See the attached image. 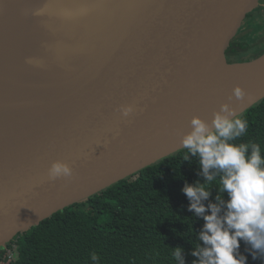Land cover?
Instances as JSON below:
<instances>
[{
  "label": "water",
  "instance_id": "95a60500",
  "mask_svg": "<svg viewBox=\"0 0 264 264\" xmlns=\"http://www.w3.org/2000/svg\"><path fill=\"white\" fill-rule=\"evenodd\" d=\"M61 1L24 66L58 77L50 96L74 106L0 123V251L182 149L193 116L211 124L224 103L242 114L264 98V50L246 55L264 0H123L108 16L104 0ZM237 85L253 94L237 99ZM57 160L71 179H49Z\"/></svg>",
  "mask_w": 264,
  "mask_h": 264
},
{
  "label": "trees",
  "instance_id": "16d2710c",
  "mask_svg": "<svg viewBox=\"0 0 264 264\" xmlns=\"http://www.w3.org/2000/svg\"><path fill=\"white\" fill-rule=\"evenodd\" d=\"M254 46L248 45L246 55L264 50L253 51ZM241 115L249 127L235 142L257 143L264 153V98ZM185 154L180 149L90 198L78 211L60 213L51 223L15 237L0 252V264H93V252L99 256L96 264H177L172 255L176 247L183 248L185 264H192L197 258L190 253L199 243L196 233L204 221L188 211L181 189L185 183L203 182V177L198 175L197 158L183 161ZM212 188L214 200L218 179ZM246 247L241 241L247 264H264ZM8 248L14 250L9 260Z\"/></svg>",
  "mask_w": 264,
  "mask_h": 264
},
{
  "label": "clouds",
  "instance_id": "9594fccd",
  "mask_svg": "<svg viewBox=\"0 0 264 264\" xmlns=\"http://www.w3.org/2000/svg\"><path fill=\"white\" fill-rule=\"evenodd\" d=\"M233 95L242 99L245 91L237 85ZM133 110L132 105L120 108L125 117ZM190 123L192 130L183 135L180 148L186 150L183 161L197 158L203 182L185 183L181 191L189 201L188 211L204 221L196 233L199 243L190 253L197 258L192 264H247L241 241L249 246L245 251L254 260L264 259V153L257 143L235 142L246 133L248 120L224 103L211 124L198 116ZM48 177L71 179L73 169L57 160L48 169ZM217 179L219 190L213 200L212 184ZM183 252L181 247L174 248L177 264H185ZM91 260L93 264L99 261L96 252Z\"/></svg>",
  "mask_w": 264,
  "mask_h": 264
},
{
  "label": "bare ground",
  "instance_id": "6f19581e",
  "mask_svg": "<svg viewBox=\"0 0 264 264\" xmlns=\"http://www.w3.org/2000/svg\"><path fill=\"white\" fill-rule=\"evenodd\" d=\"M50 1L54 0H16L0 9V98H8L6 104H0V123L74 106L66 94L50 96L58 77L48 71L22 69L26 58L40 52L38 25L47 16ZM124 2L104 0L102 16H108L105 13L112 4L120 7ZM59 4L64 2L59 0ZM78 50L79 46L71 53ZM252 94L250 91L245 96Z\"/></svg>",
  "mask_w": 264,
  "mask_h": 264
},
{
  "label": "rangeland",
  "instance_id": "374dc122",
  "mask_svg": "<svg viewBox=\"0 0 264 264\" xmlns=\"http://www.w3.org/2000/svg\"><path fill=\"white\" fill-rule=\"evenodd\" d=\"M50 3L51 2H49V4ZM51 11L52 10L49 8L47 16L44 19L42 18V21H39L38 27H39L40 33H41L40 43H42L44 36L50 31V29L53 26L54 13H51ZM263 36H264V17H263V20H262L260 27L257 30L256 35L254 36L253 40L251 41V44H255L253 51L259 50V49L264 47V43L261 42L263 39ZM22 69L29 71V69L26 68L25 66ZM6 248H7V246H5L1 251L5 250Z\"/></svg>",
  "mask_w": 264,
  "mask_h": 264
},
{
  "label": "built area",
  "instance_id": "2783aa9c",
  "mask_svg": "<svg viewBox=\"0 0 264 264\" xmlns=\"http://www.w3.org/2000/svg\"><path fill=\"white\" fill-rule=\"evenodd\" d=\"M14 256V250L13 248H8L5 253V259L9 260L12 259Z\"/></svg>",
  "mask_w": 264,
  "mask_h": 264
}]
</instances>
